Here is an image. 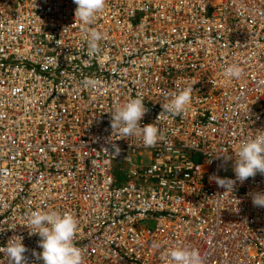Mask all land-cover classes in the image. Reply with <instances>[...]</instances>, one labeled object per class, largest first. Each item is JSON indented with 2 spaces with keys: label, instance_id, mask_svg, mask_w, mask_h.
<instances>
[{
  "label": "built area",
  "instance_id": "obj_1",
  "mask_svg": "<svg viewBox=\"0 0 264 264\" xmlns=\"http://www.w3.org/2000/svg\"><path fill=\"white\" fill-rule=\"evenodd\" d=\"M76 7L0 0V247L22 236L27 264H42L27 215L43 210L77 218L83 264H162L176 246L204 264H264L252 203L264 175L233 191L210 179H235L221 155L264 130V0H106L88 26ZM86 29L104 34L96 55ZM233 63L243 74L228 80ZM185 88V111L166 113ZM136 97L154 146L111 126Z\"/></svg>",
  "mask_w": 264,
  "mask_h": 264
},
{
  "label": "clouds",
  "instance_id": "obj_2",
  "mask_svg": "<svg viewBox=\"0 0 264 264\" xmlns=\"http://www.w3.org/2000/svg\"><path fill=\"white\" fill-rule=\"evenodd\" d=\"M76 4L75 18L88 26L94 23L96 15L105 7L106 0H73ZM87 43L88 54L96 55L101 51L99 42L104 34L95 29L88 31ZM243 69L238 64H231L224 70L228 80L239 79ZM86 88H94L97 81L87 78L82 81ZM191 88H185L179 92H173L167 103L162 104V109L171 115H178L185 111L191 101ZM141 97L130 98L125 103L118 105L111 112V126L119 129L124 137H140L144 146L151 147L162 139L160 130L155 123L143 124L141 121L147 113ZM224 162L233 160L232 170L235 179L210 177L215 180L218 186L226 190H234L237 181L243 183L257 174L264 175V130L256 135L245 138L236 146L231 155H221ZM218 156L217 158L221 157ZM252 203L256 207L264 208V191L252 195ZM27 219L31 225L30 235H38V246L42 250L39 253L33 252L42 264H83L81 249L74 243V237L78 230V220L70 212L59 213L56 211L30 210ZM159 249L158 243L153 244ZM27 248L23 244L22 236H13L7 244L0 247V253L8 258V264H27L25 253ZM162 264H204L199 251L194 248L176 246L167 249L161 255Z\"/></svg>",
  "mask_w": 264,
  "mask_h": 264
}]
</instances>
